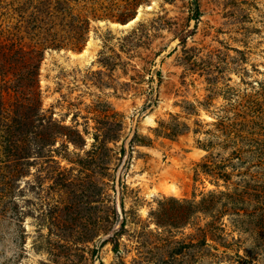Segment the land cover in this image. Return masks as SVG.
<instances>
[{
    "label": "rangeland",
    "instance_id": "374dc122",
    "mask_svg": "<svg viewBox=\"0 0 264 264\" xmlns=\"http://www.w3.org/2000/svg\"><path fill=\"white\" fill-rule=\"evenodd\" d=\"M0 264H264V0H0Z\"/></svg>",
    "mask_w": 264,
    "mask_h": 264
},
{
    "label": "bare ground",
    "instance_id": "6f19581e",
    "mask_svg": "<svg viewBox=\"0 0 264 264\" xmlns=\"http://www.w3.org/2000/svg\"><path fill=\"white\" fill-rule=\"evenodd\" d=\"M140 17V13L138 15H136L133 19H131L129 22L125 23V24H117V23H113L111 24L113 28H116V27H128L130 26L132 23H134L136 20H138ZM103 23V22H102ZM93 45V41L91 39L88 40L87 42V48H84V51L82 52L81 55H85V54H88V47L92 46ZM75 56V55H74ZM87 56V55H86ZM76 57V56H75ZM82 57V56H81ZM150 117L148 116L146 118V120L149 121Z\"/></svg>",
    "mask_w": 264,
    "mask_h": 264
}]
</instances>
